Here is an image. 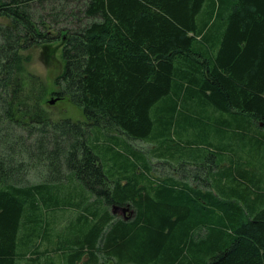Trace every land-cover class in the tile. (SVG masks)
I'll return each mask as SVG.
<instances>
[{
    "label": "trees",
    "instance_id": "trees-1",
    "mask_svg": "<svg viewBox=\"0 0 264 264\" xmlns=\"http://www.w3.org/2000/svg\"><path fill=\"white\" fill-rule=\"evenodd\" d=\"M0 20V264H264V0H0ZM53 45L56 92L26 54Z\"/></svg>",
    "mask_w": 264,
    "mask_h": 264
},
{
    "label": "rangeland",
    "instance_id": "rangeland-1",
    "mask_svg": "<svg viewBox=\"0 0 264 264\" xmlns=\"http://www.w3.org/2000/svg\"><path fill=\"white\" fill-rule=\"evenodd\" d=\"M3 20H0V22ZM30 56L31 61L28 65L30 72L40 76L44 82L48 85V89L50 91H57L55 86V79L58 75L61 74L63 70V61L61 58V51L57 48L56 45L50 47H34L26 53ZM57 99L56 96L51 97L48 96V101L50 102L53 99ZM48 110L50 111L52 117L56 120L62 118H70L73 121H80L84 119L82 110L78 109L74 105H72L67 100H58L54 105L48 104ZM123 139L124 138H120ZM129 144L135 148L137 151L141 152L144 155H148L151 163L153 164L152 175L153 177H165L171 175H177L176 172L178 167V162L168 164V162H163L159 159L152 157L151 153L154 150V144L150 142L143 141H128ZM190 167H186L183 169L184 171H188ZM180 170V169H179ZM205 175V174H204ZM202 174L201 177L204 178ZM119 216H124L125 213L122 210L118 211ZM59 264L60 261H59Z\"/></svg>",
    "mask_w": 264,
    "mask_h": 264
},
{
    "label": "water",
    "instance_id": "water-1",
    "mask_svg": "<svg viewBox=\"0 0 264 264\" xmlns=\"http://www.w3.org/2000/svg\"><path fill=\"white\" fill-rule=\"evenodd\" d=\"M58 99H59V98L51 100V101L49 102L50 105H54V104L57 102ZM123 211H124V213L126 214L127 209H125V210H123Z\"/></svg>",
    "mask_w": 264,
    "mask_h": 264
}]
</instances>
